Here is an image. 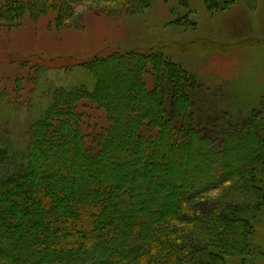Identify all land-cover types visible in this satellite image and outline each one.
I'll return each mask as SVG.
<instances>
[{
    "label": "trees",
    "instance_id": "trees-1",
    "mask_svg": "<svg viewBox=\"0 0 264 264\" xmlns=\"http://www.w3.org/2000/svg\"><path fill=\"white\" fill-rule=\"evenodd\" d=\"M75 1L0 0V28L20 23L27 6L38 11L54 6L70 18ZM114 1L128 7L145 0ZM143 54L115 53L82 65L95 73L93 85L82 80L53 88L45 110L28 126L26 150L15 156L12 167L0 150V163L6 162L0 170V264H195L200 254L193 252L200 243L192 232L198 229L180 223L187 215L193 225L206 222L210 227L198 238L201 243L210 241L202 247L213 252L211 264H229L246 253L248 226L224 217L222 204L205 212L201 206H183L198 192L185 179L191 175L205 179L212 168L197 165L196 159L218 160L213 168L218 178L228 154L210 149L209 140L195 131L184 135L176 129L172 117L176 112L167 117L155 90L151 93L156 103L147 101V62L159 64L161 59ZM113 59L120 65L130 62L128 77L135 79L134 94L141 100L136 111L124 102L134 97L130 90L103 93L111 72L99 65ZM170 72L181 74L178 69ZM120 74L124 83V73ZM185 108L178 106L176 111L183 114ZM94 110L103 115V122ZM168 134L188 148V157L176 167L174 155H167L164 147ZM241 137L235 139L236 145L245 142ZM234 146L229 145V153L239 161L240 170L247 158L239 156L241 147ZM45 152L50 167L42 169L38 163ZM146 159L149 164L144 165ZM160 177L164 184H158ZM157 189L167 194L164 199L157 197Z\"/></svg>",
    "mask_w": 264,
    "mask_h": 264
},
{
    "label": "rangeland",
    "instance_id": "rangeland-1",
    "mask_svg": "<svg viewBox=\"0 0 264 264\" xmlns=\"http://www.w3.org/2000/svg\"><path fill=\"white\" fill-rule=\"evenodd\" d=\"M72 7L68 18L54 6L39 11L27 6L20 23L0 28V150L8 157L7 166L26 150L27 128L45 110L53 88L82 80L91 86L97 80L82 65L115 53L152 54L162 63L153 67L147 62V101L156 103L155 90L167 117L176 112V129L184 135L195 131L209 140L210 149L228 154L218 178L213 173L218 160L196 159L197 165L212 168L205 179H185L198 192L183 206H201L205 212L222 204L224 217L244 221L250 236L246 253L223 263L264 264V0H145L128 7L114 0H78ZM174 68L181 74L172 76ZM99 69L111 72L103 93L130 90L134 97L124 102L136 111L141 100L134 94L135 79L128 77L130 62L120 65L113 59ZM178 106L186 107L183 114ZM95 113L103 122V115ZM238 136L245 142L236 145ZM166 139L164 147L174 155L176 167L188 157V148L173 141L172 134ZM229 145L243 149L239 156L247 161L242 171L237 158L231 159ZM44 157L38 163L42 169L50 167L46 152ZM165 164L167 160L157 168ZM5 165L1 162L0 170ZM158 181L164 184L163 177ZM139 183L144 185L142 179ZM157 193L159 199L167 195ZM180 223L198 229L192 232L200 243L193 253L200 254L198 262L211 264L213 252L202 247L210 241L198 238L202 229L209 231L208 224L193 225L188 215Z\"/></svg>",
    "mask_w": 264,
    "mask_h": 264
}]
</instances>
